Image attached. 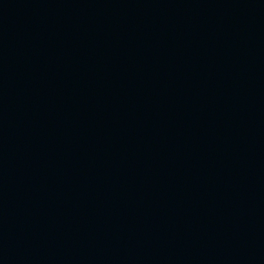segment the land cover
<instances>
[{
    "label": "water",
    "instance_id": "obj_1",
    "mask_svg": "<svg viewBox=\"0 0 264 264\" xmlns=\"http://www.w3.org/2000/svg\"><path fill=\"white\" fill-rule=\"evenodd\" d=\"M264 136V0H3Z\"/></svg>",
    "mask_w": 264,
    "mask_h": 264
}]
</instances>
